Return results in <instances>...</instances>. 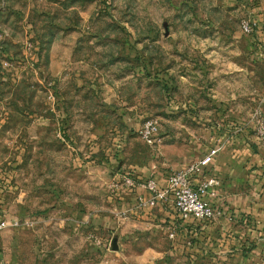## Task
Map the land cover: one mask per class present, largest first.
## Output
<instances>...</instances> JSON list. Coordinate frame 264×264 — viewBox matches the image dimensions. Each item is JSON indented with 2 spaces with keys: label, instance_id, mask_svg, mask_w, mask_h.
Returning <instances> with one entry per match:
<instances>
[{
  "label": "rangeland",
  "instance_id": "374dc122",
  "mask_svg": "<svg viewBox=\"0 0 264 264\" xmlns=\"http://www.w3.org/2000/svg\"><path fill=\"white\" fill-rule=\"evenodd\" d=\"M258 51L264 0H0V264H94L104 250L115 264H140L132 256L147 247L163 253L155 264H204L173 247L164 223H129L122 180L155 177L161 135L172 143L178 130L170 98L192 90L233 103L243 80L249 121L238 132L252 130L264 151ZM227 108L235 119L236 105ZM149 119L160 124L154 146L140 137Z\"/></svg>",
  "mask_w": 264,
  "mask_h": 264
},
{
  "label": "crops",
  "instance_id": "0c3cea01",
  "mask_svg": "<svg viewBox=\"0 0 264 264\" xmlns=\"http://www.w3.org/2000/svg\"><path fill=\"white\" fill-rule=\"evenodd\" d=\"M236 54L243 55L244 52L237 51ZM251 58L264 62V51L253 53ZM240 62L238 60L236 70L243 74L244 67L239 66L242 65ZM256 78L258 82H253L252 94L258 100L260 90L264 89V79L260 74ZM237 84V94L231 97L233 103L228 98H223V103H218V99L214 101L208 98L207 91L203 90L197 91L199 95L192 90L188 96L175 94L170 98L171 114L174 116L172 123L178 130L172 132V143L167 142L170 138L168 134L161 135L162 157L154 177L161 187H165L172 172L202 158L214 147L213 141L221 139L218 142L225 144L209 167L208 174L214 175L218 180L217 197L213 204L220 206L222 217L210 224L197 225L183 222L172 207L159 206L154 210L140 211L136 206L137 196L145 194L142 189L133 192L124 190L120 198L125 206L122 212L129 211V223L136 220L139 227L145 229H153L159 223H164L165 233L173 247L178 249L184 247L183 244L186 245L190 257H203L204 264H264V151L257 147L252 130L238 132V126H245L242 122L249 121V117L246 118L244 82L242 80ZM248 89L251 90L249 85ZM262 98L264 117V96ZM114 101L109 104L114 102L115 105L110 106L119 114L120 109L125 108V102L119 106L118 98ZM232 105H236V113L235 119L231 120L229 113L232 110L227 114L226 109ZM220 107L223 109H218ZM121 110L123 121H131L130 111ZM178 120L185 122L181 124ZM215 126L222 127L223 130L217 131ZM180 127L184 128L181 130ZM181 139L184 140L183 143ZM170 229L177 232L175 240L169 238ZM99 249L102 250L100 247ZM102 252V257L96 258L94 264H115L118 261L112 251ZM159 255L162 256L163 253L154 247H147L132 257L136 263L155 264L157 259H161Z\"/></svg>",
  "mask_w": 264,
  "mask_h": 264
},
{
  "label": "built area",
  "instance_id": "2783aa9c",
  "mask_svg": "<svg viewBox=\"0 0 264 264\" xmlns=\"http://www.w3.org/2000/svg\"><path fill=\"white\" fill-rule=\"evenodd\" d=\"M242 31L248 35L254 29L250 21L242 22ZM257 137L264 149V119L261 111L257 113ZM140 137L148 146H154L160 141V124L155 119L146 120L140 130ZM223 146L210 150L199 160L172 172L167 179V185L161 187L154 178H141L136 174L123 177L122 186L126 191L138 189L145 191L137 196V209L140 211L154 210L159 206L172 207L183 222L197 225L210 224L223 215L219 205L213 202L217 197L218 180L209 175V167L215 161ZM125 216L129 211L122 212ZM230 220H233L230 217ZM19 223L14 222L17 226ZM8 226L6 221L0 223V229ZM169 238L175 240L177 232L170 229Z\"/></svg>",
  "mask_w": 264,
  "mask_h": 264
}]
</instances>
